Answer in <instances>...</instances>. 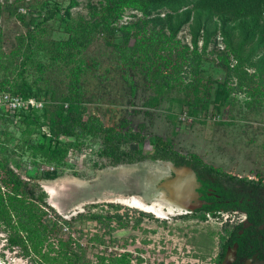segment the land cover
I'll use <instances>...</instances> for the list:
<instances>
[{
	"label": "trees",
	"instance_id": "16d2710c",
	"mask_svg": "<svg viewBox=\"0 0 264 264\" xmlns=\"http://www.w3.org/2000/svg\"><path fill=\"white\" fill-rule=\"evenodd\" d=\"M79 4V0H0V22L2 17H14L24 26L5 48L0 23V94L42 102L40 108L6 111L0 118V183L5 187L3 191L0 186V222L10 244L20 246L23 255L37 264H133L129 251L96 255L93 260L87 247L103 243L102 237L94 234L82 243L71 233L77 220H95L111 233L112 219L123 226L117 212L88 211L69 220L55 213L56 220H50L41 208L47 205L48 194L40 180L56 179L81 155L88 157L92 169L155 159L190 165L204 177L203 185L213 187L222 199L220 204L214 199L204 211L240 208L239 198L247 195L242 191L247 188L264 206L261 178L238 177L203 162L195 153H180L171 138L146 136L143 124L138 129L126 120L105 125L89 112L87 97L91 79L111 82L117 71L132 92L133 74L141 77L152 91L144 101L146 107H157L174 91L169 109L179 104L193 122L206 123L211 115L234 105L239 94L245 96L246 109L259 110L264 106V0H97L85 4V13H74ZM127 11L130 19L123 21ZM185 28L188 42L179 37ZM97 42L106 47L105 62L87 57ZM169 116L173 124L178 121V113ZM242 116L247 118V113ZM145 141L151 148L145 149ZM27 164L35 174H27ZM199 217L206 219L204 213ZM249 220L256 221L254 213L249 212ZM226 235L229 241L223 242L224 237L221 241L218 264L225 245L240 241L234 230ZM135 261L141 264L142 259L137 256Z\"/></svg>",
	"mask_w": 264,
	"mask_h": 264
},
{
	"label": "rangeland",
	"instance_id": "374dc122",
	"mask_svg": "<svg viewBox=\"0 0 264 264\" xmlns=\"http://www.w3.org/2000/svg\"><path fill=\"white\" fill-rule=\"evenodd\" d=\"M79 1V6L73 9L74 13H85V4L97 0ZM20 10L24 12L23 8ZM130 12L125 13L123 21L130 19ZM0 23L7 48L14 36L24 31V26L14 17H2ZM179 37L185 42L189 41L186 28ZM105 50L106 47L100 42L94 43L87 51V57L105 62ZM203 66L207 68V65ZM118 74L117 71L112 72V76L116 75L117 78L111 82L101 84L93 78L88 84L87 97L91 98L88 110L98 115L105 125L126 120L132 128L138 129V125L143 124L146 136L169 137L174 149L180 153H195L203 162L238 177L264 180V106L256 111L248 110L243 106L245 96L239 94L234 105L211 115L206 123L193 122L181 111L184 108L179 104L173 103L169 109L168 99L174 96V91L163 97L157 107H146L144 101L152 95V91L144 87L141 77L133 74L136 89L132 92L127 84L121 82ZM218 77L221 78V75ZM172 112L178 113L175 124L169 116ZM243 113H247V118L242 116ZM230 119H234V122L227 125ZM219 121L225 123H216ZM10 130L13 133L16 131L14 127H10ZM144 147L151 148L148 141H145ZM160 169L156 163L148 160L92 169L88 157L81 155L74 167L66 168L56 179L40 180L48 194L44 209L69 218L76 212L87 214L88 211L103 215L117 212L121 215L123 226L118 225L117 219H112L110 226L114 230L111 233L107 232V226L95 220H77L73 223L71 233L79 237L82 243L94 234L102 237L103 243L93 242L87 247V254L93 260L96 255L112 256L127 249L142 259L141 264H218L219 243L226 237L227 230L234 226L233 223L221 225L218 218L212 216L206 219L197 215L184 218L168 215L162 218L116 200L119 196L131 195L149 199L154 194V179L159 175L157 171L163 170ZM26 172L33 175L35 168L27 164ZM129 200L127 203H130ZM110 204L119 207L115 209ZM63 234L66 236L67 231ZM28 261L30 264L36 263L30 258Z\"/></svg>",
	"mask_w": 264,
	"mask_h": 264
},
{
	"label": "flooded vegetation",
	"instance_id": "af4514ba",
	"mask_svg": "<svg viewBox=\"0 0 264 264\" xmlns=\"http://www.w3.org/2000/svg\"><path fill=\"white\" fill-rule=\"evenodd\" d=\"M150 162L156 163L157 167L163 169L162 171H157L159 175L155 177L153 186L158 185L163 181V175H168L170 177L173 176V170L167 167V163H172L175 167L187 166L195 173V182L197 184L195 187L197 195L196 200L200 202V205L192 207L191 209L187 208L186 210L183 209L181 211H174L173 214L168 215L176 218L180 216L183 217L185 215H190V217L196 215L201 216L204 213L206 217L211 218V214L213 212H223V206L218 207V209L212 208L209 211H204V206L213 205L214 199H216L218 204H220L222 199L220 198V194L215 192L213 187L203 185L202 180H204V177H200L197 171L190 165L184 163L175 164L173 161L162 159H155ZM242 191L243 193H247V195H241L239 198L240 208H236L231 212L237 211L243 215V218L240 222L235 223L234 226L230 228L231 231L234 230L236 233L235 237L239 238L240 241L232 240L229 244L225 245L221 263L264 264V206L262 204L258 205L256 202L258 197L253 194V190L251 188H247ZM261 195L264 197V189H261ZM243 199L246 200L244 203ZM225 201L228 200L225 199ZM244 206H246L247 209L243 208ZM249 212L254 213L256 220L254 223L249 220ZM228 241L229 235H226L223 242L227 243ZM220 244L221 242L219 243L217 254L221 250Z\"/></svg>",
	"mask_w": 264,
	"mask_h": 264
},
{
	"label": "built area",
	"instance_id": "2783aa9c",
	"mask_svg": "<svg viewBox=\"0 0 264 264\" xmlns=\"http://www.w3.org/2000/svg\"><path fill=\"white\" fill-rule=\"evenodd\" d=\"M28 106H32L34 108H40L42 106V102L34 98H23L21 96L12 95V94H9L8 92H3L0 94V118L3 115V113L6 111H14V110H18L21 108H26ZM1 174L2 173L0 171V177H1ZM0 186H1V189L5 191V187L1 183H0ZM44 207L45 205L41 206V208L46 212V218L50 220H56L55 213H53L51 210L47 208L44 209ZM76 214L77 212L74 215ZM72 215H70V218ZM61 217L63 219H66V218L70 219L69 217H66L64 215H61ZM217 218H218V222L221 225L226 224V223L235 224L242 220L243 215L237 211L221 212ZM63 231H66V228H63ZM124 251H129V250L124 249L122 252H119L118 254L123 253ZM21 252L22 250L20 246L10 244L9 239H8V231L5 229V226L2 223H0V263L1 264H30V261H28V258L30 257L21 254ZM129 252L132 253V251H129ZM135 260H136V256L133 255L132 253L131 261L133 264H136Z\"/></svg>",
	"mask_w": 264,
	"mask_h": 264
},
{
	"label": "water",
	"instance_id": "95a60500",
	"mask_svg": "<svg viewBox=\"0 0 264 264\" xmlns=\"http://www.w3.org/2000/svg\"><path fill=\"white\" fill-rule=\"evenodd\" d=\"M167 167L173 170V176L163 175V181L154 185V194L149 199L139 197L144 204L149 206L157 201L164 207H175L179 211L200 205L196 200L194 171L187 166L175 167L172 163H167Z\"/></svg>",
	"mask_w": 264,
	"mask_h": 264
},
{
	"label": "bare ground",
	"instance_id": "6f19581e",
	"mask_svg": "<svg viewBox=\"0 0 264 264\" xmlns=\"http://www.w3.org/2000/svg\"><path fill=\"white\" fill-rule=\"evenodd\" d=\"M69 181H67V182H69ZM134 197L136 198V200H131V201L129 200V199H132ZM116 200H118L119 202H121L123 204H126L128 206L135 207V208L141 209L143 211L151 212V213L155 214L156 216H159V217H162V218H166V216H168V214H173L174 211H179V209L175 208V207H170V206H168V207L165 206L164 207V206H162L163 205L162 203H159L157 201L156 202H152V204L149 205V206L145 205L144 202L136 195L119 196V197L116 198ZM127 200H129L130 203H127L128 202ZM133 203L137 204L138 206L133 205Z\"/></svg>",
	"mask_w": 264,
	"mask_h": 264
}]
</instances>
